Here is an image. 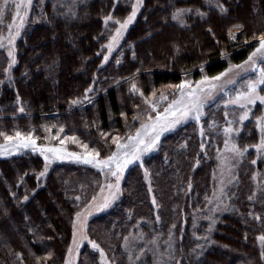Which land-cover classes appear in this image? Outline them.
Masks as SVG:
<instances>
[{"label":"trees","instance_id":"obj_1","mask_svg":"<svg viewBox=\"0 0 264 264\" xmlns=\"http://www.w3.org/2000/svg\"><path fill=\"white\" fill-rule=\"evenodd\" d=\"M56 3L34 0L16 41L14 63L0 47V132L31 131L38 144L53 145L75 135L99 149L101 157L115 150L111 136L126 139L146 117L147 106L130 94L133 82L144 97L164 85L215 76L245 61L264 32V0H144L119 49L101 64V43L108 35L102 17L108 12L122 15L131 0H85L73 12L67 3ZM218 5L226 11L216 10ZM177 8L199 14L190 11L187 23L180 26L172 19ZM241 25L239 33L231 32L233 39L228 30ZM3 27L0 22V32ZM90 85L92 91L86 93ZM77 98L80 102L72 104ZM259 104L253 109L250 105L248 118L240 122L209 103L199 122L189 120L162 134L152 152L126 167L121 195L111 208L87 221L89 241L104 249L111 264H133L124 248L126 239H166L169 233L175 239L170 264H264L257 239L264 233V212L254 207L264 195L256 202L249 199L253 171L246 162L237 182L243 212L219 218L213 243L205 251L198 252L196 240L188 236L191 213L204 206L211 190L215 155L227 149L226 123L234 121L237 131L231 141L240 149L249 146L243 159H252L261 136L256 117L264 114ZM60 125L64 130L56 137ZM64 147L84 151L71 140ZM44 166L43 156L31 148L0 155V264H62L75 214L99 189L106 172L83 160L55 159L39 176ZM253 212L260 214L259 220ZM79 254L77 264H102L90 242ZM148 262L149 256L135 264Z\"/></svg>","mask_w":264,"mask_h":264},{"label":"snow or ice","instance_id":"obj_2","mask_svg":"<svg viewBox=\"0 0 264 264\" xmlns=\"http://www.w3.org/2000/svg\"><path fill=\"white\" fill-rule=\"evenodd\" d=\"M15 4V13L13 15V22L7 25L9 29V45H12L15 37L20 34V29L23 27L25 15L27 14L26 9L27 6L31 5L32 0H13ZM143 0H134L131 4V11L128 15L121 21L115 18L111 13L104 17L105 23L110 20H114L116 24L119 25L115 29L114 34L110 37V40L107 45L108 52H111L115 43H117L120 37L123 34V30L128 27L129 24L133 22L135 19L137 12ZM9 0H3V3L0 4V22H3V18L5 16V8L8 6ZM22 8L24 12L22 13ZM221 11H226V9L220 5ZM191 9H183L177 8L173 14L172 19L177 20L179 23H185L183 19V14L185 12H189ZM199 12V10H197ZM204 15V13H200ZM20 22L15 23L16 20ZM13 27H15V32L12 31ZM239 29L241 26H234ZM233 39H235V35L233 33H229ZM258 39V43L256 48L252 53L249 54L247 60L243 61L238 65H229L228 68L224 69L223 72L218 73L215 76H202L200 80L195 81V87H193V82L189 80H183L178 85H172L170 87L175 88L179 95L171 100L170 103L163 109V111H156L155 115H152L151 112L146 114V119L140 124L139 128H136L134 134L127 135L126 139H122L118 135L111 136L112 142L115 144V150L112 151L109 155L101 157V153L97 148H90L87 143H81L79 138L75 135L65 136L60 140L59 145L53 144H38L37 138L34 137L33 132L29 131L26 134L16 130L13 135H9L7 132H0V136L3 137L4 143H0V155H9L11 151H20L22 148H31L33 152H40L45 161L44 171L38 173L39 176H43L45 171L47 170L48 163L51 160L55 159H76L83 160L85 163L94 164L97 168H100L102 171L106 170L111 177H114L115 180L107 182L105 185L101 186V192H104L105 189L108 190V194L103 197V200L99 204H95L94 202L97 200V197L93 196L92 201L89 202V205L78 211L76 215V222L80 224V228H76V222L73 224V244L76 246V250H79L80 243L87 241L89 238L86 235H81L79 239H77V231L82 232L86 227V221L88 215L93 210H100L102 208L108 207L113 200H115L120 193V179L124 172V169L134 161L141 160V156L143 153L148 152L158 146V142L160 140L161 135L171 129L174 128L181 121L188 119L189 117L195 119L196 121H200L202 115V109L205 103V100L212 95V90L218 87V84L221 81V78L225 77L232 68L237 69H245L248 68L255 69L258 72V75L255 79H250L246 82V91L237 90L235 92L234 97L230 100L224 101L225 104L235 103L239 104L243 111L239 115V121L243 122L246 120L251 112L250 105H255L257 101L264 103V94H261V90L259 86H264V32L260 33L256 38ZM103 47V46H102ZM8 55L13 57V59L9 62L14 63L15 57L14 52L9 49ZM259 58V62H258ZM108 59V55H104V60ZM103 63V61H102ZM230 80H224L223 83H230ZM132 91H137V85L135 82L131 85ZM86 93L92 91L91 85L89 88L84 90ZM142 96L144 95L141 91ZM153 97L156 96L155 90L151 93ZM87 99V97H85ZM161 100H167V97L163 92L160 93ZM144 101L148 105L151 106L152 109L158 108V103L153 99H149L147 96H144ZM79 98L71 101L72 104L79 103ZM20 111H24L23 107L20 108ZM121 115H125V113H121ZM225 116H228V113L225 112ZM139 117H134V119H138ZM258 121L257 127L260 128L261 136L259 143L255 145L257 150H264V114L256 117ZM234 121H228L225 125L224 132L227 135L230 133L237 131V129L232 128V123ZM214 126V125H213ZM64 126L60 125L59 130L56 133V137H59L60 132H63ZM201 133H203V127H201ZM103 136L107 137L108 133H102ZM55 138V137H53ZM45 139H49V137H45ZM71 140L73 143L79 144L80 147L84 150L82 153L80 152H69L66 147H64L65 141ZM226 148L229 146V140H225ZM201 148L204 147V144L201 143ZM246 146L244 149H240L238 145L235 143L231 144V149L237 153V155H243L245 151H247ZM253 164L256 163L255 160L252 161ZM148 170L145 169V176L147 177ZM24 199H28L27 196ZM251 199V197H249ZM153 203H155V199L153 198ZM256 219H260L259 215L255 216ZM212 224L209 225V229H211ZM257 239L261 242V257L264 258V233H261ZM91 246L94 249H98L100 252L101 260H105V252L104 249L100 247V245L95 241H90ZM69 253H72L73 248L69 247ZM51 256V253L47 254ZM40 259L39 257L37 258ZM66 264L69 262L66 261Z\"/></svg>","mask_w":264,"mask_h":264},{"label":"rangeland","instance_id":"obj_3","mask_svg":"<svg viewBox=\"0 0 264 264\" xmlns=\"http://www.w3.org/2000/svg\"><path fill=\"white\" fill-rule=\"evenodd\" d=\"M44 1H46V0H43V2ZM84 1L85 0H54V4H57L56 2L67 3V6L72 11V10H75V8L79 5V3L84 2ZM16 2H19V0H16ZM33 2H34V0H32V3ZM133 2H134V0H131V3L129 5L127 11L123 12L122 15L114 16V17L122 21L128 15V13L131 11V4ZM2 3H3V0H0V4H2ZM32 3H31V5L27 6V9H26L27 14L25 15L23 27H24L25 22L27 21V19L29 18L30 14H31ZM142 7H143V3L141 4L135 19L133 20V22L131 24L128 25V27L126 29L123 30L122 36L120 37L119 41L114 44L111 52H108L107 45H108V42L110 40V37L114 34L115 29L117 27H119V25L116 24L114 20H110L107 23H105L104 17L109 15V12L102 17L103 18L102 19V26L104 27V30H106L108 32V35H107V37H105L103 39V41L101 43L104 46V52H103L101 60H100L101 64H102V61H103V63L104 62L106 63L107 61H109L111 59L112 55L114 54V52L117 49H119L127 30L135 22V20H136L138 14L140 13ZM183 9H187V8H183ZM218 9H220V5L217 6L216 10H218ZM191 11H194V13L199 14V12H197V10H191ZM219 11L221 12V9ZM23 12H24V9L22 8V13ZM14 13H15V4L13 3V0H9V4L5 8V16L3 18V26L4 27H3V30L0 32V47H3L7 53L9 52L10 48L13 52L15 51L16 41L19 37V35L16 36L13 44L9 45L10 36H9V29H8L7 25L9 23L13 22ZM110 13L112 14V12H110ZM190 14H191L190 11L185 12L183 14V19L185 21V23H183V24L179 23L177 20H174V19L173 20L175 21V23H177L180 26L185 25L188 21L187 16ZM19 22L20 21L18 19L15 21V23H17V24ZM21 29H20V32H21ZM240 30H241V28L237 29V27L232 26L228 31L229 32L236 31L235 33H239ZM12 31L15 32V27H13ZM252 52L253 51H251V53ZM14 54H15V52H14ZM105 54L108 55V59L106 61L104 60ZM11 59H13V57H11ZM258 62H259V58H258ZM199 63L200 62L197 60V63H195V64L199 65ZM201 67H202V65L199 66V68H201ZM183 69H184V67H182L180 65V70L183 71ZM138 73H141V72H138ZM185 73L186 72H184L183 74H185ZM257 75H258V72L255 69L248 68L247 70H245V69L232 68L231 71L228 74H226L225 77L221 78V81L218 84V87L216 89L212 90V95L209 96L205 100L204 106L206 104H209V103H213V104H215V106H218V107L221 106L223 108V110H226L227 112H229L234 119L239 120V115L243 111L241 106L239 104H235V103L225 104L224 101L230 100L232 97H234L235 92L237 90L246 91L247 90L246 89V82L250 79H255ZM124 80H127V78ZM224 80H230L231 82L224 84L223 83ZM170 86H172V85H164L158 89H154L156 94L158 95V96L156 95V97H153L151 95V93L154 90H152L148 93V95H147L148 98L153 99L154 101H156L158 103V108L155 110L152 109L150 105L145 103L144 97H142V95L140 94L141 93L140 91L137 93V91L135 92V91L130 90V94L133 95L134 97H136L140 103L143 102L144 105L147 106L146 111H144L143 114L146 115L148 112H151L152 115H155L156 110H161L162 108H165L167 106V104L171 102L170 101L167 103V101L169 99H171V98L174 99L176 96L179 95V92L175 88L170 87ZM192 86L195 87V83H193ZM129 88H130V86H129ZM262 88L264 89V86H262ZM94 89L98 90V88H94ZM168 90L170 91V94H171L169 99L167 96ZM161 92H163L164 95L167 97L166 101L160 99V93ZM261 94H264V93H261ZM88 101L89 100L87 99L86 102H88ZM86 102H84V103H86ZM256 104L264 106V103H261L260 101H257ZM255 105H251L252 109ZM202 113H203V109H202ZM224 114H225V111H224ZM141 119L144 120V119H146V117H143ZM189 120H195V119L189 117L188 119L181 121L174 128H171V129L165 131L164 133L173 131L178 126L184 124L185 122H187ZM142 122L143 121H140V124ZM140 124H139L138 128L140 127ZM234 136H236L235 131L230 133L227 137H225L227 140H229V146L227 147V149H225V147L221 148V150L218 153H216V155H215V168H214V172L212 175L211 190H210L208 196L205 198L204 206L201 208L197 207V209L193 210V212L191 213L192 216L190 217L191 223H190L189 228H188V236H191L192 238H194L196 240V248H197L198 252L205 251L207 248H209L212 245V243H213L212 234L215 230V226H216L219 218L222 215L230 214V213L238 214V213L243 212V208H240V205H239V204H242L243 201L240 200V194H238L239 189L237 187V182H238V173H239L240 166H242L244 164V162H246V164L253 171V173L251 175V182H252L251 199H252V201L256 202V200L258 199V197H257L258 195H261V194L264 195V150H257L254 147L255 150L253 151L252 159L244 160L243 155L242 156L237 155V153L231 149V144L235 143V141H231L232 139H234ZM60 140L58 141V144H60ZM224 145H225V143H224ZM153 150L154 149L143 153L141 156V160L134 161L131 164H129L127 167H129L135 163H140L142 161L144 155L149 153V152H152ZM253 160L256 161L255 164L252 163ZM125 169H124V171H125ZM103 175H104V177L102 176V180L100 181L99 189H97L95 194L92 195V197L85 204H83L82 207L78 209V211L85 209V207L87 205H89V202L92 201L93 196L97 197V200L94 203L99 204L102 202L103 197L108 194L107 189H105L104 192H101V186L105 185L109 181L114 182L115 178L111 177L110 174L107 173V171ZM122 178H123V174H122L121 179H120V193H119L117 198H119V196L121 195V184H122V180H123ZM116 199L113 200L111 202V204L106 208H102L98 211L97 210L91 211V213L87 217V221H89L92 217L96 216L100 212H102L108 208H111V206L116 201ZM254 207H256L258 209V211L262 210L264 212V198L262 200H259L257 202V205ZM252 214L254 216H256V215L260 216V214L257 212H253ZM257 220H259V219H257ZM87 221H86V223H87ZM74 222H76V215H75L74 221L72 223V233H71V237H70V242H69V245L67 247L65 259H64L62 264H66V261L69 262V264H77V260H78L79 255H80L79 254L80 251L82 250V248L84 247L85 244L90 242L88 239L87 241L80 243L79 250L78 251L76 250V246L73 244V224H74ZM185 224H186V221H185V219H183L180 237H183V232H184L183 228L185 227ZM210 224H212L211 229H209ZM86 226H87V224H86ZM76 228L77 229L80 228V224L78 222H76ZM81 235H86V227L83 229L82 232L77 231V239H79V237ZM258 242H259V245L261 247V242L259 240H258ZM69 247L73 248L72 253H69V251H68ZM124 248H125L126 253L129 257L128 259H129L130 263L135 264L138 262L145 261V260H147V256H149L148 264H170L171 259H173L171 256H172L173 250L175 248V239H174L173 233H169L167 235L166 239H162L161 236H154L149 240L147 239V237L144 238L143 236L137 237V238H128L125 240V247ZM99 258H100V252H99ZM100 261L102 264H111L106 255H105V260H101V258H100Z\"/></svg>","mask_w":264,"mask_h":264}]
</instances>
